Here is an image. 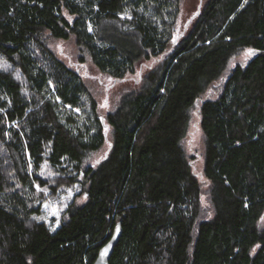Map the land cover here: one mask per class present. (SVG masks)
<instances>
[{
  "label": "trees",
  "instance_id": "trees-1",
  "mask_svg": "<svg viewBox=\"0 0 264 264\" xmlns=\"http://www.w3.org/2000/svg\"><path fill=\"white\" fill-rule=\"evenodd\" d=\"M180 2L0 0V264H92L117 222L109 264H264V0H206L175 36ZM70 38L114 79L146 62L104 117L51 47ZM84 96L92 131L65 109ZM195 105L209 217L183 146ZM44 163L86 195L54 230L35 218Z\"/></svg>",
  "mask_w": 264,
  "mask_h": 264
},
{
  "label": "rangeland",
  "instance_id": "rangeland-1",
  "mask_svg": "<svg viewBox=\"0 0 264 264\" xmlns=\"http://www.w3.org/2000/svg\"><path fill=\"white\" fill-rule=\"evenodd\" d=\"M205 1L206 0H181L175 23V36L184 31L191 18L199 11ZM51 47L63 61L80 73L90 94L96 100L97 115L99 117H104L108 111L112 110L125 92L136 90L142 84L144 68L147 66L146 62L137 67L135 73L128 74L121 79H114L96 68L85 51L75 42L74 38L68 40H53L51 41ZM147 63H149V61ZM2 68L7 69V62L0 56V69ZM219 84L220 82L217 80L209 85L205 92L201 94V99L215 95ZM198 103L199 102H197L196 105H198ZM196 105L190 109V122L187 135L183 139V146L188 155L192 156L191 163L193 170L199 179L204 182V192L201 199L202 213L204 216L209 217L212 214V209L206 193L207 181L202 174L204 138L198 123L199 115ZM65 109L77 121L78 126H88L92 131L94 127L91 123L93 114L89 96H84L81 99L79 107L70 110L69 106H66ZM104 123L106 124L105 121ZM105 133L107 135V140L98 152L90 156L86 164L96 162L106 153L110 140V128L107 125H105ZM39 172L41 177L47 179L51 184L54 183L56 185L53 190L49 185L40 186L38 183H35V189L42 195V197L39 198L40 200L37 201L40 205V212L35 218L38 221H43L50 230H53L59 224L57 221H60L64 216L67 205L72 200L79 203L83 202L86 199V195L84 194L82 184L79 182L70 184L58 183L54 179L56 171L52 170L46 163L42 165ZM53 213H56V215Z\"/></svg>",
  "mask_w": 264,
  "mask_h": 264
},
{
  "label": "water",
  "instance_id": "water-1",
  "mask_svg": "<svg viewBox=\"0 0 264 264\" xmlns=\"http://www.w3.org/2000/svg\"><path fill=\"white\" fill-rule=\"evenodd\" d=\"M117 225H119V231H117ZM122 229H121V222H117L110 238L108 241L103 244L99 251L98 254L92 264H109V259L111 257V254L113 252L114 246L117 243L120 235H121ZM107 249L105 252L104 250Z\"/></svg>",
  "mask_w": 264,
  "mask_h": 264
},
{
  "label": "snow or ice",
  "instance_id": "snow-or-ice-1",
  "mask_svg": "<svg viewBox=\"0 0 264 264\" xmlns=\"http://www.w3.org/2000/svg\"><path fill=\"white\" fill-rule=\"evenodd\" d=\"M247 53L249 55L253 54V50L252 49H248L247 50ZM54 215H56V213H53ZM57 223H59V221H57ZM54 230V229H53ZM117 231H119V225H117ZM105 252L107 251V249L104 250Z\"/></svg>",
  "mask_w": 264,
  "mask_h": 264
}]
</instances>
